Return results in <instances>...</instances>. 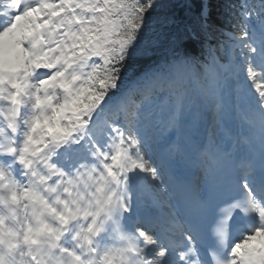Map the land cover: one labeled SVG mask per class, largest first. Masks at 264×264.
Instances as JSON below:
<instances>
[{"label":"snow or ice","instance_id":"snow-or-ice-1","mask_svg":"<svg viewBox=\"0 0 264 264\" xmlns=\"http://www.w3.org/2000/svg\"><path fill=\"white\" fill-rule=\"evenodd\" d=\"M253 95L264 0H0V264H163L149 131ZM236 227L206 264H264V212Z\"/></svg>","mask_w":264,"mask_h":264},{"label":"bare ground","instance_id":"bare-ground-1","mask_svg":"<svg viewBox=\"0 0 264 264\" xmlns=\"http://www.w3.org/2000/svg\"><path fill=\"white\" fill-rule=\"evenodd\" d=\"M252 97V96H251ZM206 119H208V116L206 117ZM200 129V128H199ZM196 131H198V130H196ZM180 168H182V169H184V165H181L180 166ZM159 182H158V179H157V182L154 184V186H153V190H154V192L158 195V198L159 199H161V200H166L165 199V196H164V192L162 191V189L161 188H159ZM167 201V200H166ZM163 211L165 212V213H167L168 215H171L172 217H176V213L174 214V212H173V209H171L169 206L168 207H165L164 209H163ZM166 226V225H165ZM154 247V246H153ZM171 255V252H168V255L164 258V261L163 262H165V260H166V258H169V256Z\"/></svg>","mask_w":264,"mask_h":264},{"label":"rangeland","instance_id":"rangeland-1","mask_svg":"<svg viewBox=\"0 0 264 264\" xmlns=\"http://www.w3.org/2000/svg\"><path fill=\"white\" fill-rule=\"evenodd\" d=\"M225 107H227V106H225ZM186 111L188 112L189 116L193 115L194 118L199 117V116H201L202 118L203 117L205 118V114H203V112H202V114H200L201 111H205V110L202 109L199 105H192L190 107V109L189 110L186 109ZM195 129L197 130V129H199V127L196 126Z\"/></svg>","mask_w":264,"mask_h":264}]
</instances>
